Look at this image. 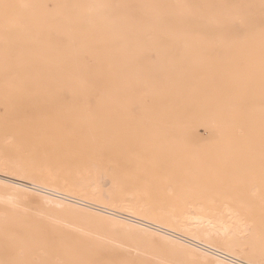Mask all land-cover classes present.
Segmentation results:
<instances>
[{
  "label": "bare ground",
  "instance_id": "1",
  "mask_svg": "<svg viewBox=\"0 0 264 264\" xmlns=\"http://www.w3.org/2000/svg\"><path fill=\"white\" fill-rule=\"evenodd\" d=\"M221 1L0 0V138L7 132L32 138L36 155H46L40 146L52 147L58 154H82L98 167L110 163L130 170L133 178L150 176L154 189L173 180L182 159L186 176L205 188L214 173L192 152L195 144L208 141L199 134L222 135L213 144L227 152L240 141L232 135H264V61L237 42L215 41L248 33L237 29L235 13L231 6L221 8ZM219 45L227 49L220 51ZM4 179L0 186L14 192L39 187L44 197L62 195ZM122 215L117 217L138 230L188 244L227 264H256ZM187 219L188 226H204L206 235L225 236L226 228L221 231L200 216ZM30 239L0 228V246L39 248L46 252V264L57 257L87 264L63 246L46 240L45 248Z\"/></svg>",
  "mask_w": 264,
  "mask_h": 264
},
{
  "label": "rangeland",
  "instance_id": "2",
  "mask_svg": "<svg viewBox=\"0 0 264 264\" xmlns=\"http://www.w3.org/2000/svg\"><path fill=\"white\" fill-rule=\"evenodd\" d=\"M218 3L223 9L231 6L236 16L233 24L240 32L248 33L223 36L215 41L237 42L242 50L251 51L253 59L264 61V0ZM208 80L213 83L211 77ZM209 86L214 89L213 84ZM199 135L208 141L195 144L192 152L199 164L210 165V172L214 173L208 174L211 178H207V186H196L186 176L181 159L180 172L176 171L173 180L154 189L150 176L133 178L130 170L118 169L110 163L98 167L89 163V159L85 161L82 154H58L46 146H40L45 148L46 155L33 154L32 150L38 146L35 139L17 138L7 132L0 138V178L20 179L62 195L57 200L39 194V187L30 193L0 186V228L28 235L32 242L44 243L45 248L46 240L51 246H63L75 257L87 259V264H227L188 244L138 230L117 217L129 214L240 260L264 264V174H258L264 171V135H232L240 141L228 152L213 144L222 135ZM250 139H256L255 143L246 141ZM190 171L193 172V167ZM216 183L222 185L214 186ZM193 216L214 223L221 231L226 228L225 236L206 235L204 226H188L187 218ZM25 249L30 246H0V264H46L44 250ZM58 259H54V264H78Z\"/></svg>",
  "mask_w": 264,
  "mask_h": 264
}]
</instances>
